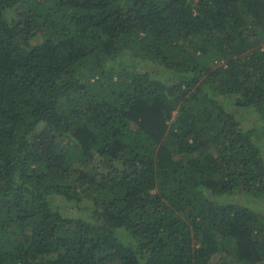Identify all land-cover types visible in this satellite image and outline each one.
Returning <instances> with one entry per match:
<instances>
[{
    "label": "trees",
    "instance_id": "obj_1",
    "mask_svg": "<svg viewBox=\"0 0 264 264\" xmlns=\"http://www.w3.org/2000/svg\"><path fill=\"white\" fill-rule=\"evenodd\" d=\"M262 194L264 0H0V264H264Z\"/></svg>",
    "mask_w": 264,
    "mask_h": 264
},
{
    "label": "rangeland",
    "instance_id": "obj_2",
    "mask_svg": "<svg viewBox=\"0 0 264 264\" xmlns=\"http://www.w3.org/2000/svg\"><path fill=\"white\" fill-rule=\"evenodd\" d=\"M241 110H244V108H240ZM174 114H176V113H174ZM243 114H241V116H239V117H242L243 118ZM254 117H255V115H254ZM241 122H242V124H243V126H245V127H248V128H250V127H252L253 126V120H252V117L251 116H249V115H247V117L245 118H243L242 120H241ZM176 157H178V156H176ZM235 200H238L239 202H241L242 203V201L245 203L246 202V198L245 197H240L238 194L236 195V196H234L233 197ZM240 198H241V200H240ZM260 198V197H259ZM261 204H259V203H252V205L253 206H255L256 208L257 207H259V208H261V209H264V194H262L261 195ZM64 212H65V214H70V212L72 213V214H77V215H82V212L81 211H79V209L77 208V207H74V208H72V209H70V210H64ZM112 264H116V263H112Z\"/></svg>",
    "mask_w": 264,
    "mask_h": 264
}]
</instances>
